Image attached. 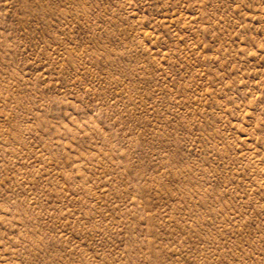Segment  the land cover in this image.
I'll return each mask as SVG.
<instances>
[{
    "label": "rangeland",
    "instance_id": "obj_1",
    "mask_svg": "<svg viewBox=\"0 0 264 264\" xmlns=\"http://www.w3.org/2000/svg\"><path fill=\"white\" fill-rule=\"evenodd\" d=\"M0 264H264V0H0Z\"/></svg>",
    "mask_w": 264,
    "mask_h": 264
}]
</instances>
